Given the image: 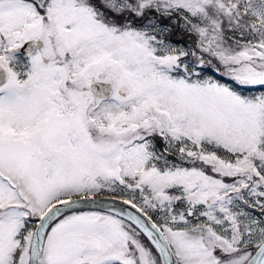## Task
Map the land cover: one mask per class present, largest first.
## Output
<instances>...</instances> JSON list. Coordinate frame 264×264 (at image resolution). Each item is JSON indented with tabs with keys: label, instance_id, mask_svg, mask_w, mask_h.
I'll use <instances>...</instances> for the list:
<instances>
[{
	"label": "snow or ice",
	"instance_id": "6c2138e0",
	"mask_svg": "<svg viewBox=\"0 0 264 264\" xmlns=\"http://www.w3.org/2000/svg\"><path fill=\"white\" fill-rule=\"evenodd\" d=\"M0 264H264V0H0Z\"/></svg>",
	"mask_w": 264,
	"mask_h": 264
}]
</instances>
